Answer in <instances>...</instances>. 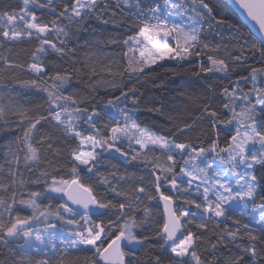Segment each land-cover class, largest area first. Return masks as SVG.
<instances>
[{
    "label": "snow or ice",
    "instance_id": "snow-or-ice-1",
    "mask_svg": "<svg viewBox=\"0 0 264 264\" xmlns=\"http://www.w3.org/2000/svg\"><path fill=\"white\" fill-rule=\"evenodd\" d=\"M235 3L258 25L259 36L249 41L237 33L235 39L240 44V53L231 56L230 62L210 54L209 65L201 64L195 75L223 73L230 77L232 70L247 64L249 57L245 52L259 53L260 66L250 67L247 75L233 81L231 89H222L223 108L226 114L230 113L227 120H221L220 113L210 105L204 107L203 115L216 139L211 140L208 148L199 149L192 143L176 142L174 137L170 139L142 127L134 119V109L127 107L129 101L133 106L139 103L135 87L127 91L121 89L119 96L107 101L122 119L101 126V113L95 107L91 110L81 107L85 104L84 98L65 94V85L82 70L73 68L69 72L58 66L53 70L44 62V57L50 50L61 57L74 56V50L65 48L70 32L67 25H82L91 19L108 24L116 19L115 9L126 8L134 34L122 41L111 38V43L123 46L119 61L101 65L99 71L91 57L84 63L86 75L97 77L98 82L107 83L115 90L125 78H139L160 61H189L200 56L203 49L210 48L202 40L204 24L207 22L211 27L213 23L224 25L225 22L217 19L203 0H151L147 7L140 0H115L111 20L104 19L112 7L109 0H20L18 8L0 10V49H10L25 40L30 43L33 39L39 45L32 52L31 63L18 64L0 55V66L31 74L34 78L22 81L21 85L46 93L47 103L45 112L29 113L13 102H5L4 95L0 94V128L10 129L15 125L21 132L7 147L0 163V193L4 194L0 196V245L10 248L23 240L18 245L19 258L13 259L12 264H78V258L70 250H94L98 260L86 259L84 264H131L126 261L131 253L123 250L122 242L138 245L148 239L136 232L147 220L138 224L136 217L127 213L138 208L144 199L157 198L164 202L166 218L156 232L161 254L152 257L150 264H221L215 257L202 256V236L188 227L195 224L197 229L207 231L210 223L219 232L217 242L211 245L213 252L229 244L237 249L235 253L229 250L222 264H264V194H261L264 188L256 175L258 166L264 169V0H235ZM37 9H48L54 19L45 22L37 15ZM53 34L56 42L50 39ZM102 73L111 79L99 80ZM249 84L251 87L247 88ZM42 122L50 123L63 134L65 141L72 142L68 151L72 179L61 176L63 149L51 137L36 139ZM84 124L87 129L82 127ZM221 124L229 131L228 126H234V134L222 148L218 143L220 133L216 131ZM191 130L192 125L185 124L178 131L187 135ZM125 141L134 153L131 160L150 169L151 189L144 186L142 177L140 184L125 190L120 181L126 180V174H118V171L107 176L101 174L105 153L115 151L120 156L129 155L117 146ZM133 144L139 149L132 147ZM156 148L162 150L164 159L154 154ZM206 155L220 160L224 167L213 168L212 163L197 162ZM25 171L38 172V175L35 180H29L24 176ZM82 172L99 176L98 182L107 185L115 197H123V202L98 198L93 188L81 181ZM29 184H43V191H32ZM193 188L202 197L199 202L180 195ZM162 189L168 193L174 191L176 195L166 194ZM53 194L66 196L83 212H75L67 202L55 207L39 202L41 198L55 199ZM180 200L189 207H173ZM249 202L251 213L244 211ZM234 204L240 216L248 217V222L233 219L230 227L226 221L232 219L230 209ZM192 206L200 211L199 217L197 212L191 211ZM25 209H31V215L22 216ZM110 209H117L118 214L115 221H108L107 228L103 221L96 223L92 219L105 215ZM66 214H71L72 218ZM77 215L79 219L75 218ZM52 220L74 227L67 231L61 228L58 235L57 225L51 223ZM37 223L44 227H35ZM221 223L225 225L222 229L219 228ZM113 226L118 229L116 234L110 231ZM36 256L41 258L36 259Z\"/></svg>",
    "mask_w": 264,
    "mask_h": 264
},
{
    "label": "trees",
    "instance_id": "trees-1",
    "mask_svg": "<svg viewBox=\"0 0 264 264\" xmlns=\"http://www.w3.org/2000/svg\"><path fill=\"white\" fill-rule=\"evenodd\" d=\"M140 2L143 6L147 7L151 3V0H140ZM203 2L209 5L213 15L217 19L225 22L224 25L213 23L211 27L208 26L207 22L204 24L202 40L204 43H208L210 48L203 49L200 56H194L189 61H166L163 64L153 66L152 69H146L145 73L141 74L139 78L131 80L125 78L120 88L115 90L111 89L107 83L98 82L97 77L86 75L87 69L84 68V63L91 57L92 63L97 65L99 71L101 65L113 63L114 60L119 61L120 55L124 50L123 46L122 44L111 43V38L122 41L128 35L134 34V30L130 27V13L126 8L123 11L115 9L116 19L108 24H104L101 20L91 19L82 25H67L70 32L69 37L65 41V48L66 51L74 50V56L65 55L61 57L50 50L44 57V62L53 70L57 66L61 70L67 69L69 72H72L73 68L82 70L79 76L73 77L69 85H65V94L72 93L84 98L85 104L81 105V107L88 108L89 110L95 107L101 113V120L99 121L101 126L104 123L111 125L115 121L122 119L119 112L110 107L107 101L119 96L121 89L127 91L135 87L137 89L135 95L139 98V103L133 106L129 101L127 107L134 109V119L142 127H146L152 132L167 136L170 139L174 137L176 142L192 143L197 149L200 147L208 148L211 140L216 139V136L213 129L209 126L207 117L203 115L204 107L210 105L211 108L220 113L221 120H227L230 113L226 114V110L223 108L222 89L225 87L231 89L233 81L240 75H247L250 67H259L260 63L258 59L259 53L245 52V55L249 57L247 64L232 70L230 77L223 73L195 75L199 71L201 64L204 66L209 65L207 57L210 54L224 58L229 62L231 56L239 54L241 48L235 39L237 33L249 41L254 37L225 0H203ZM109 4L112 7L108 10V14H105L104 19L111 20L110 13L115 8V0H109ZM19 6L20 0H0V10L18 8ZM37 15L45 22L54 19V16L49 14L48 9H37ZM50 39L54 42L57 41L55 34ZM38 46V42L35 39L30 43L25 40L18 45L12 46L10 49L7 47L0 49V55L8 56L16 63L26 65L31 63L32 52ZM33 78L26 71L20 69L7 70L3 66H0V94L4 95L5 102H13L22 109H26L29 113L39 114L45 112L47 108L46 93L21 85L22 81H30ZM109 79L111 78L106 73H102L99 77L101 81ZM246 87L250 88L251 85L249 84ZM121 106L123 107V105ZM106 116L107 119H105ZM185 124H191L192 130L187 132V135H181L178 130L183 128ZM42 125L36 133V139H39L41 136L51 137L63 149V160L60 162L62 167L61 176L65 179H72L70 164L68 163V151L72 142L65 141L63 134L50 123L42 122ZM82 127L87 129L88 126L84 124ZM228 127L231 129L230 131L225 130V125L221 124L216 130L220 133L218 143L221 148L226 146L228 139L234 134V126ZM19 135H21L20 129L15 125L10 129L0 128V163H3V154L7 147L12 145ZM117 146H121L122 150L127 151L129 155L120 156L113 153H105L103 167L100 169L101 174L107 176L113 171H118V174H126V180L120 181V185L125 190H130L133 185L140 184L142 177L144 186L151 189L152 177L150 169H145L140 162L131 160V155L134 153L129 148L127 141ZM132 147L139 149V146L135 144ZM154 154L164 159L161 149L156 148ZM151 155H149V158H151ZM178 171L179 168H177ZM37 175L38 172H24L25 178L29 180H35ZM256 175L261 180L262 188H264V169L258 166ZM127 177H132V179L129 180ZM80 178L86 186L93 188V192L98 198L112 200L113 203H117L118 201L123 202V197H115L107 185L98 182L100 180L99 176L82 172ZM113 183H115L114 180ZM28 187L32 191H43L44 185L29 184ZM182 187L184 186L182 185ZM162 191H165L166 194L176 195L174 191L172 193H168L165 189H162ZM261 194H264V191ZM3 195V193H0V196ZM180 195L188 199H196L198 202L200 199V195L191 189L181 192ZM54 196L55 199L41 198L39 202L42 205L51 203L53 207L66 202L64 196ZM174 205L175 207L182 205L185 209L189 207L183 204L182 200L177 201V204ZM191 211L197 212V217L201 214L194 206H192ZM31 212V209H25L21 212V215L28 216L31 215ZM117 214V209H110L105 215L94 216L92 219L96 223L103 221L107 228L108 221L110 219L115 221ZM127 214L135 216L138 224L141 221L147 220L146 223L141 224L136 229V232L141 236H147L148 239L134 248L123 244V250L126 253H131L126 256V260L130 261L131 264H150L152 257L161 254L160 241L156 236L158 228L162 227L164 222L160 200L158 198L151 201L144 199L138 208L133 209ZM230 214L232 219L226 221L230 227L232 226L233 219H240L242 223L248 222L247 217L240 216L237 210L230 209ZM75 218L79 219V215ZM120 223H123V220ZM224 226V223H221L219 228L222 229ZM188 227L193 232L202 236L203 242L200 252L203 257L208 259L215 257L222 264L223 258L229 255V250L232 253L237 251L234 244H229L227 248L220 246L216 252L212 251L211 245L217 242V236L219 235L218 229L214 224L210 223L207 231L197 229L195 224ZM110 231L116 234L118 229L113 226ZM112 238L114 239V235ZM22 243L23 240H19L10 248L0 245V264H12L13 259H18L20 254L18 245ZM70 251L71 254L78 258V264H84L86 259L89 262L98 260V257L94 255V250ZM40 258V256H36V259ZM245 259L247 260V257Z\"/></svg>",
    "mask_w": 264,
    "mask_h": 264
},
{
    "label": "rangeland",
    "instance_id": "rangeland-1",
    "mask_svg": "<svg viewBox=\"0 0 264 264\" xmlns=\"http://www.w3.org/2000/svg\"><path fill=\"white\" fill-rule=\"evenodd\" d=\"M174 19H176L177 21L179 20V18H174ZM172 43L174 44L175 42L173 41ZM166 61H170V60L160 61V62H158V64H163V63H165ZM153 66H155V65H153ZM109 153H113V154L120 155L119 153H116L115 151H111V152H109ZM221 155H224V154L221 153ZM197 162H198V163H201L202 165H204V164H206V163H212L213 168H222V167H224V165H222V164L220 163V160H218V159H217V160H213L212 157H211L210 155H206L205 157H203L201 160H198ZM230 175H231V174H229V176H230ZM178 179H179V178H178ZM193 189H194V188H193ZM196 194L200 195V194L197 193V192H196ZM54 195H58V194H54ZM201 199H202V197L200 196L199 201H200ZM232 210H237V207H236L235 204L233 205ZM244 211L247 212V213H251V211H252V204H251L250 202H249L247 205H245V207H244ZM66 215L68 216V218H72L71 214H66ZM246 217H247V216H246ZM247 219H248V217H247ZM50 222H51V223H54V222L59 223V224L55 223V224L57 225L56 232H57L58 235H61V233H60V229H61V228L65 229V230L67 231L68 229H71V228L74 227L73 225H66V224L62 223L61 221H57V220H52V221H50ZM35 227L43 228L44 225H43V224H40V223H37V224L35 225ZM122 243L128 245V247H130V248H134V247L137 246V245H130V244H128L126 241H125V242H122ZM82 247H83V246H82ZM89 248H90V246H89Z\"/></svg>",
    "mask_w": 264,
    "mask_h": 264
},
{
    "label": "water",
    "instance_id": "water-1",
    "mask_svg": "<svg viewBox=\"0 0 264 264\" xmlns=\"http://www.w3.org/2000/svg\"><path fill=\"white\" fill-rule=\"evenodd\" d=\"M225 1L230 5L232 10L237 14V16L240 18L241 22L247 26L250 33L254 37H258L259 36L258 25L246 15V13L235 3V0H225ZM64 197H65L67 204L70 207H72L75 212H77V213L83 212L82 208H80L78 205L72 204L71 201L67 200L66 196H64ZM160 204L162 207L163 216H164V220H165V218H166L165 205H164V202L162 200H160ZM173 207H175V205H173ZM122 247H123V244H122Z\"/></svg>",
    "mask_w": 264,
    "mask_h": 264
},
{
    "label": "bare ground",
    "instance_id": "bare-ground-1",
    "mask_svg": "<svg viewBox=\"0 0 264 264\" xmlns=\"http://www.w3.org/2000/svg\"><path fill=\"white\" fill-rule=\"evenodd\" d=\"M245 25V24H244ZM246 26V25H245ZM247 27V26H246ZM193 192H195V190L194 189H191ZM196 193V192H195Z\"/></svg>",
    "mask_w": 264,
    "mask_h": 264
}]
</instances>
